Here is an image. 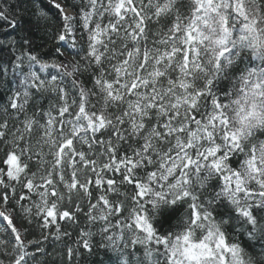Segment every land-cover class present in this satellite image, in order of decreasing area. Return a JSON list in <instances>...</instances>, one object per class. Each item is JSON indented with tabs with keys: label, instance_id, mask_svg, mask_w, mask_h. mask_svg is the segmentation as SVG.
<instances>
[{
	"label": "snow or ice",
	"instance_id": "1",
	"mask_svg": "<svg viewBox=\"0 0 264 264\" xmlns=\"http://www.w3.org/2000/svg\"><path fill=\"white\" fill-rule=\"evenodd\" d=\"M50 4L56 59L33 51L30 25L0 40L18 53L0 57V84L16 77L0 106L9 264L45 251L13 222L11 182L27 190L15 201L25 217L35 209L57 240L78 213L99 225L79 243L91 253L98 234L115 264H264V248L248 251L264 243V0H87L79 39L68 6Z\"/></svg>",
	"mask_w": 264,
	"mask_h": 264
},
{
	"label": "trees",
	"instance_id": "2",
	"mask_svg": "<svg viewBox=\"0 0 264 264\" xmlns=\"http://www.w3.org/2000/svg\"><path fill=\"white\" fill-rule=\"evenodd\" d=\"M56 2L66 4L72 14L76 16L75 23L77 39L80 38L81 34L86 36L82 27H80L78 13L82 6L87 4V0H56ZM0 7L9 8V20L15 18L20 22L17 30L12 31L8 21L0 20V40H7L9 38L19 40L21 35L19 27L30 25V32L33 36L35 45L33 51L39 54L43 59H56L58 54L55 50L57 47H61L62 50H65L63 43L55 38L57 31L61 27V19L56 9L51 6L50 0H0ZM41 10L48 13L47 20L39 16ZM81 43L83 44L84 41H81ZM68 51L71 50L69 49ZM16 54L18 53L12 52L7 45H5L3 50H0V57L5 61L13 59ZM59 59L63 60L65 57L60 56ZM81 79L86 80L87 77L82 76ZM3 80L4 83L0 84V106L7 103V96L9 95L8 89L14 86L16 77L10 70L9 74L3 77ZM42 102L45 104L47 103V101ZM5 179L7 178L5 177ZM11 183H13L16 188L15 196H12L11 188L7 189L11 196L9 207L15 209L13 212V222L19 229H21L26 240H38L41 242V246L45 249L43 253L37 254L36 261L31 262V264H115L117 254L99 246L101 237L98 234L92 237L93 248L91 253L84 249L79 243L81 240L80 232L82 229L97 233L99 225H89L84 214L78 213L76 222L59 221L61 224V233L67 232L69 235L62 234L61 239L57 240L54 235L55 226L53 225L49 229H43L41 227L43 221L40 217L35 216V209H33V215L31 217H25L22 209L15 203V201L18 199L22 191L26 192L27 190L21 189V186L15 182ZM3 191H5V189L0 186V192ZM38 200L39 197L32 194L31 200L22 201L21 203L25 204V206H30L34 201ZM64 205L72 207L74 210V205H68L67 201L64 202ZM0 227L3 226L0 224ZM167 227L168 224L165 223L161 230L163 231ZM233 234L240 242L247 246V236L242 233L239 226H237ZM44 236H48V239H43ZM0 238L7 239L9 237L7 233L0 232ZM250 243L253 244L254 247L248 248L249 253L259 257L262 248H264V243H258L256 241H251ZM69 247L74 250V254L71 258H69L67 254V249ZM29 250L34 251V248L30 247ZM10 254V248L6 250L3 247H0V260H3L4 264H9ZM137 255H142V250L138 252Z\"/></svg>",
	"mask_w": 264,
	"mask_h": 264
},
{
	"label": "bare ground",
	"instance_id": "3",
	"mask_svg": "<svg viewBox=\"0 0 264 264\" xmlns=\"http://www.w3.org/2000/svg\"><path fill=\"white\" fill-rule=\"evenodd\" d=\"M0 224L3 226V223L2 222H0Z\"/></svg>",
	"mask_w": 264,
	"mask_h": 264
},
{
	"label": "rangeland",
	"instance_id": "4",
	"mask_svg": "<svg viewBox=\"0 0 264 264\" xmlns=\"http://www.w3.org/2000/svg\"><path fill=\"white\" fill-rule=\"evenodd\" d=\"M17 227V226H16ZM18 228V227H17Z\"/></svg>",
	"mask_w": 264,
	"mask_h": 264
}]
</instances>
